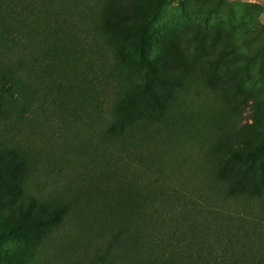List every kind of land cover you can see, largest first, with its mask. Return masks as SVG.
<instances>
[{
  "label": "trees",
  "instance_id": "trees-1",
  "mask_svg": "<svg viewBox=\"0 0 264 264\" xmlns=\"http://www.w3.org/2000/svg\"><path fill=\"white\" fill-rule=\"evenodd\" d=\"M154 1L0 0V237L14 245L11 264H27L34 246L79 211L95 192L80 183L93 177L101 187L94 198L105 207L103 233L83 250L89 264H264V134L256 115L204 146L206 164L193 185L173 190L156 179L157 192L154 182L136 188L109 159L112 143L144 139L154 124L186 112L185 72L165 49L154 53L143 46ZM78 22L102 49L107 96L99 119L106 164L99 174L86 176L79 168L57 173L63 187L44 189L37 183L41 159L22 133L39 112L49 118L54 99L65 104L59 93L68 53L54 34L57 24ZM208 63L215 65L211 58ZM248 99L257 113L261 100Z\"/></svg>",
  "mask_w": 264,
  "mask_h": 264
},
{
  "label": "rangeland",
  "instance_id": "rangeland-1",
  "mask_svg": "<svg viewBox=\"0 0 264 264\" xmlns=\"http://www.w3.org/2000/svg\"><path fill=\"white\" fill-rule=\"evenodd\" d=\"M152 9L143 46L154 53L165 49L185 72L190 86L182 108L186 112L154 124L144 139L112 143L114 154L109 159L118 164L127 182L136 188L154 182L152 190L157 192L156 179L173 190L193 185L198 167L206 164L204 146L230 129L251 124L253 116L264 134V0H155ZM56 27L54 38L68 53L62 60L68 79L59 93L65 104L54 99L48 105L49 118L39 112L22 133L41 159L37 183L44 189L63 187L57 173L74 168L86 176L99 174L106 164L103 153L108 143L99 119L107 96L98 62L102 49L85 38L80 22ZM210 58L214 66L208 63ZM249 96L262 102L257 113L249 107ZM96 182L93 177L80 186L95 188L99 196ZM95 192L90 191L78 212H71L34 246L27 264H89L83 250L104 228L105 206L94 198ZM13 248L12 241L0 237V264H11ZM14 264H21V259Z\"/></svg>",
  "mask_w": 264,
  "mask_h": 264
}]
</instances>
